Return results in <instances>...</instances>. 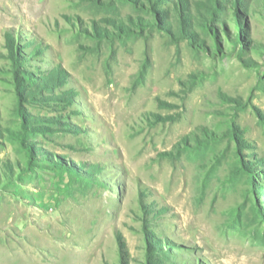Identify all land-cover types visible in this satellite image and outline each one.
<instances>
[{"label":"rangeland","instance_id":"374dc122","mask_svg":"<svg viewBox=\"0 0 264 264\" xmlns=\"http://www.w3.org/2000/svg\"><path fill=\"white\" fill-rule=\"evenodd\" d=\"M0 264H264V0H0Z\"/></svg>","mask_w":264,"mask_h":264}]
</instances>
